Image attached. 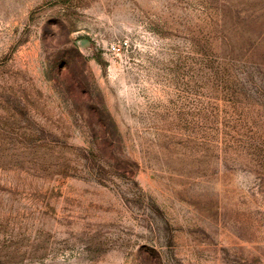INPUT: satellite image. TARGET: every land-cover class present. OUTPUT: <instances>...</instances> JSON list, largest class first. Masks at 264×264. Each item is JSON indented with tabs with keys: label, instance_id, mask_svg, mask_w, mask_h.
Instances as JSON below:
<instances>
[{
	"label": "rangeland",
	"instance_id": "374dc122",
	"mask_svg": "<svg viewBox=\"0 0 264 264\" xmlns=\"http://www.w3.org/2000/svg\"><path fill=\"white\" fill-rule=\"evenodd\" d=\"M0 264H264V0H0Z\"/></svg>",
	"mask_w": 264,
	"mask_h": 264
},
{
	"label": "built area",
	"instance_id": "2783aa9c",
	"mask_svg": "<svg viewBox=\"0 0 264 264\" xmlns=\"http://www.w3.org/2000/svg\"><path fill=\"white\" fill-rule=\"evenodd\" d=\"M129 46V42L127 40L120 41L118 43L111 44L109 50L114 54H119L127 49Z\"/></svg>",
	"mask_w": 264,
	"mask_h": 264
}]
</instances>
